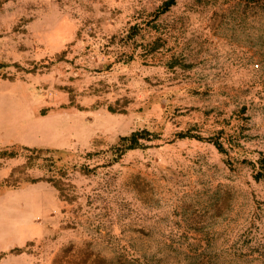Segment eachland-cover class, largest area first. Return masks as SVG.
I'll list each match as a JSON object with an SVG mask.
<instances>
[{
  "label": "rangeland",
  "instance_id": "1",
  "mask_svg": "<svg viewBox=\"0 0 264 264\" xmlns=\"http://www.w3.org/2000/svg\"><path fill=\"white\" fill-rule=\"evenodd\" d=\"M165 1L0 8V264H264V0Z\"/></svg>",
  "mask_w": 264,
  "mask_h": 264
},
{
  "label": "trees",
  "instance_id": "2",
  "mask_svg": "<svg viewBox=\"0 0 264 264\" xmlns=\"http://www.w3.org/2000/svg\"><path fill=\"white\" fill-rule=\"evenodd\" d=\"M8 1V0H0V8L3 6V4ZM177 0H167L165 1L158 12L156 13L157 16H160L162 14L167 13L168 11L171 10V8L176 5ZM138 31L136 26H134L130 31L128 32V36L130 39L134 38L136 35H138ZM113 109V108H111ZM176 136L178 139H186V138H192V139H197V140H205L208 142L213 143L216 148L219 150V152L225 157V159L228 160L229 153L227 148L225 147L223 141L221 140L219 135L215 136H210L208 138H205L201 136V134L198 133H193L192 130H182L176 133ZM155 139H160V134L154 131H151L149 129H138L133 132H131L128 135L121 136L111 147V155L112 159L114 162H119L123 159V157L130 151L133 150H138L146 147V142L147 141H152ZM33 149H36L39 152H42L44 147H35ZM50 151L53 154H59L58 158L53 157V163H58L60 161L61 156L63 155H68L70 152L69 151H62V150H57L54 148H49ZM8 152H4V155H7ZM15 154L10 153V156H14ZM260 163H264V156L260 159ZM259 175L264 177V173L262 171L259 172ZM32 182L38 181L37 179L30 180ZM55 186L57 189L60 191H63L62 186L59 182H55Z\"/></svg>",
  "mask_w": 264,
  "mask_h": 264
}]
</instances>
